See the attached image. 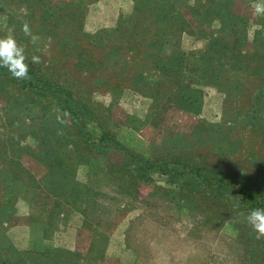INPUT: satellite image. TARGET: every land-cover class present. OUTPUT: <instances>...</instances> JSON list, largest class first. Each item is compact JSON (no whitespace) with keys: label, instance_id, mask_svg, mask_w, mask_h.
Returning <instances> with one entry per match:
<instances>
[{"label":"rangeland","instance_id":"rangeland-1","mask_svg":"<svg viewBox=\"0 0 264 264\" xmlns=\"http://www.w3.org/2000/svg\"><path fill=\"white\" fill-rule=\"evenodd\" d=\"M26 2L0 0V36L8 25L19 36L30 26L36 11ZM257 2L264 0H52L56 14L78 8L83 15L67 17L63 37L30 26L37 44L24 32L22 40L32 55L59 59L71 88L105 105L122 125L124 148L161 160L194 150L245 190H261L264 16L254 14ZM6 103L0 93V264H264V243L246 240L235 225L246 209L211 224L178 206L167 190L180 182L159 169L127 195L106 173L112 164L134 166L127 149L96 146L84 155L61 136L66 128L49 109ZM35 135L58 146L70 167L55 193L44 185L50 167ZM216 192L236 198L230 188Z\"/></svg>","mask_w":264,"mask_h":264},{"label":"trees","instance_id":"trees-1","mask_svg":"<svg viewBox=\"0 0 264 264\" xmlns=\"http://www.w3.org/2000/svg\"><path fill=\"white\" fill-rule=\"evenodd\" d=\"M51 2L52 0H27L26 3L31 10L36 11L35 15L30 16V26H36L39 31L46 32L49 39L54 40L57 35L63 37L66 28L62 25H67V17L72 12L75 13L72 18L81 17L83 11L75 8L71 11L62 10L63 13L56 14L55 11L58 5H51ZM7 29H9V25ZM7 29L0 37L7 35L5 33ZM13 35L18 43L25 45L22 40L23 32L21 36L17 35V32ZM65 36L67 38L68 34ZM27 48L26 55L30 59L32 53L29 46ZM40 56L41 63L30 64L29 66V79H15L7 68L0 67V93L7 100V108L13 109L12 106L21 105L28 110L39 106L42 111L49 109L51 116L56 118L58 116L59 120L63 121V127L65 126L66 131H63L61 136L65 137L67 141L71 140L77 147L81 146L84 155L85 151L92 150L96 146L97 148H105L112 144L113 148L127 149V156L135 159L134 166L125 164L117 167L116 164H112L108 167L109 171L106 172L109 177H112V181H116L115 184L118 183L117 185L123 193L127 195L130 193L135 194L137 186L142 183L141 181L148 179V181H151L150 173L159 169L161 172L168 174L170 181L180 182L178 190H167L172 195L175 194L172 199L177 201L178 206L180 204V208H187L190 212L196 211L202 214L211 224H220L226 221L227 218H232L236 209H246L244 215H247L248 210L264 208V185L259 187L261 190H245V185H242L231 172L229 173L220 166L207 161L197 151L190 149L189 151H178L175 159L161 160L159 156H146L128 147L124 148L123 142L117 138L122 125L112 119L105 105L95 101L91 93L84 88L82 89L77 85H75L77 91L71 88L67 72L60 69L62 62L59 59L54 62L51 61L49 56L43 54ZM79 91V95H75ZM95 125L100 129L99 131H96ZM44 133L41 132V135H44ZM37 138L39 140L37 147L41 151L38 154H42L47 158L45 162L50 167V173H47L46 178H44L46 181L44 185L51 193H55L56 186L58 188L63 187L62 181L68 176V172L64 170L70 167L65 166L63 159L65 160L66 157L60 156L57 150L59 148H56L58 146L53 148L50 143L44 142L42 138ZM58 167L59 174L54 172V168L57 169ZM219 169L229 173L232 178L220 174ZM229 179L233 180L229 182ZM47 183L49 186H47ZM224 188H230V192L236 194V198H223L218 195V192L215 193L216 190H221L223 196ZM68 191L70 192L65 185L63 190L65 193L62 197L63 201L66 199L64 203H68L70 199ZM240 202H242L241 206L238 205ZM80 205H83V203ZM84 205H86V209H89V205L85 202ZM95 211L96 208L91 210V212ZM235 220L236 227H239L246 240L250 234V239L264 243V238H256V232L248 225L246 220L242 221L240 218ZM100 221L101 219L99 223Z\"/></svg>","mask_w":264,"mask_h":264},{"label":"clouds","instance_id":"clouds-1","mask_svg":"<svg viewBox=\"0 0 264 264\" xmlns=\"http://www.w3.org/2000/svg\"><path fill=\"white\" fill-rule=\"evenodd\" d=\"M254 14L264 16V2L253 4ZM25 36L29 37L31 44H37L38 35L32 34L29 25L25 22L21 29ZM14 29H9L7 35L0 37V67L7 68L10 74L18 80L29 79V66L41 63L39 55H26V46L17 42L13 35ZM65 115H67L65 113ZM63 122V121H61ZM248 225L256 232V238H264V208L251 210L247 216Z\"/></svg>","mask_w":264,"mask_h":264}]
</instances>
